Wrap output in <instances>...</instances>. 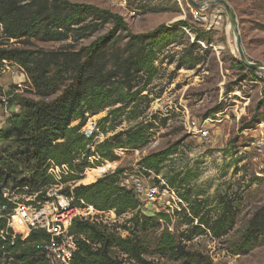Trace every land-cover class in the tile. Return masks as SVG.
Returning a JSON list of instances; mask_svg holds the SVG:
<instances>
[{
  "label": "rangeland",
  "instance_id": "374dc122",
  "mask_svg": "<svg viewBox=\"0 0 264 264\" xmlns=\"http://www.w3.org/2000/svg\"><path fill=\"white\" fill-rule=\"evenodd\" d=\"M65 1L117 14L124 18L133 35L149 34L160 26L170 28L155 40L158 60L152 80L145 74L140 75L137 87L130 94L139 93L132 101L126 99V103L88 119L99 123L108 117L104 126L107 133L100 130V143L126 131L144 129L149 136L142 148L116 149L114 152L119 160L105 161L97 168L112 164L107 174L122 170L123 180L131 179L127 174H139L146 183L159 186L161 191L175 192L174 198H166L162 205L156 203L148 208L143 205L142 210L151 217L158 213L171 216L170 232L179 242L183 258L157 254L160 233L152 230L148 240L153 244V255L144 257L145 264H264V232L247 255L235 254L253 215L264 208V173L258 170L252 155L241 154L258 125L264 123V72L242 67L226 10L216 3L224 1L232 9L247 59L264 66V0H206L205 3L196 0L206 5L202 9H195L188 0ZM181 21L187 26H176ZM110 28L79 41H12L7 49L36 53L77 52L107 35ZM125 43L121 42L120 47ZM183 59L187 64L180 69L178 63ZM191 61L199 65L193 68ZM21 75L17 69L0 73V128L6 127L10 114L20 111L17 103L8 107L1 101L15 85L25 82ZM22 96L39 100L35 96ZM118 108L122 110L109 115ZM193 121L209 130V139H200L191 126ZM251 129L253 132L248 131ZM160 153L166 154L158 175L147 167L145 160ZM86 170L84 176L76 180L79 186L92 184L84 183ZM170 179L175 181V188L168 184ZM223 199L224 204L221 203ZM192 208H199L201 216L211 223L226 208L235 222L221 238L203 228L204 233L188 241L189 230L198 226L196 220L188 225L193 218ZM122 224L120 218L111 226ZM162 224L163 228L167 227ZM118 232L127 235L121 229ZM0 264L15 263L2 259Z\"/></svg>",
  "mask_w": 264,
  "mask_h": 264
},
{
  "label": "trees",
  "instance_id": "16d2710c",
  "mask_svg": "<svg viewBox=\"0 0 264 264\" xmlns=\"http://www.w3.org/2000/svg\"><path fill=\"white\" fill-rule=\"evenodd\" d=\"M0 23L8 37L5 47L0 48V72L17 69L25 77V82L15 85L1 101L8 107L17 103L20 111L10 114L6 127L0 129V210L5 204L2 196L5 186L50 184L47 170L51 162L59 166L68 165L78 174L69 180L76 181L86 169L102 164L95 160L91 163L90 158L99 156L104 161L115 162L119 160L114 152L116 149L135 150L147 144L149 136L141 129L117 133L92 151L89 148L91 141L83 136L81 130L90 117L126 103V99L132 101L139 93L130 94L137 87L140 75L145 74L152 80L158 60L155 40L170 31L169 27L160 26L152 33L133 35L123 17L99 7L65 0H0ZM176 26L187 24L181 21ZM107 27H111L107 35L77 52L36 53L7 49L11 40L15 43L85 40ZM197 37L201 39L198 34ZM125 41L121 48V42ZM191 63L193 68L199 65L198 62ZM185 64L184 59L180 60L178 67L184 68ZM21 93L39 100L23 97ZM51 97L56 98L46 101ZM121 110H113L109 115ZM107 121L108 117L98 123L105 133ZM165 154L145 160L147 167L159 175ZM122 174L123 171L117 169L95 183L74 189L75 199L83 200L101 212L114 210L117 217L123 219V224L114 227L75 221L72 232L83 236L84 240H80L70 264H145L144 257L153 255V244L148 240L152 230L160 233L157 254L183 258L184 252L170 232L171 216L165 213L152 217L143 214V205L134 192L122 187ZM168 184L175 188L173 179L168 180ZM65 192L69 194V189ZM221 203L224 204V199ZM191 215L193 218L188 225L196 220L198 226L189 230L188 241L206 230L221 238L235 222L226 208L213 223L205 221L199 208H192ZM162 223L167 227L163 228ZM6 225V220L0 218V231H6ZM118 229L127 235L123 237ZM262 232L264 208L253 215L235 254L247 255ZM39 237L42 236L33 232L26 240L16 238L14 244L9 236L5 239L0 237V260H12L15 264H50L35 248ZM120 253L127 258L120 259Z\"/></svg>",
  "mask_w": 264,
  "mask_h": 264
},
{
  "label": "built area",
  "instance_id": "2783aa9c",
  "mask_svg": "<svg viewBox=\"0 0 264 264\" xmlns=\"http://www.w3.org/2000/svg\"><path fill=\"white\" fill-rule=\"evenodd\" d=\"M198 1L206 2V0ZM7 41L5 27L0 23V48L5 47ZM21 76L24 77V75ZM191 126L201 140L209 139L210 132L205 126H201L196 121H193ZM248 131L253 132L252 129ZM254 132L255 135L251 136V140L247 142L248 144L243 150L245 152H241V154L252 155L256 167L261 173H264V123L258 125ZM81 133L91 141L89 148L92 151H95V147L101 144L98 141L102 136L98 122L92 119L88 120ZM94 160L102 164L105 162L99 156L89 159L91 163ZM76 175L78 174L74 173L68 165L59 166L51 162L47 170L50 184L42 186V183H39L17 187L9 185L2 188L5 204L0 210V218L6 220L7 225L6 231H0V237L5 239L9 236L14 244L16 238L20 237L22 240H26L33 232H36L42 237H39L35 242V248L50 264H70L80 240H84L83 236L72 232L75 221L103 223L111 226L120 219L114 210L101 212L83 200L75 199L73 191L79 184L77 181L69 179ZM83 176L82 174L81 177ZM127 177L131 179H121L122 187L133 191L146 208L150 205L156 206V203L162 205L166 202V198L175 196L173 190L161 191L159 186L146 183L139 174L131 176L127 174ZM67 188L69 194L65 192ZM142 212L147 215L145 211L142 210ZM121 235L125 237L123 234ZM119 256L120 259L127 258L125 254L120 253Z\"/></svg>",
  "mask_w": 264,
  "mask_h": 264
},
{
  "label": "water",
  "instance_id": "95a60500",
  "mask_svg": "<svg viewBox=\"0 0 264 264\" xmlns=\"http://www.w3.org/2000/svg\"><path fill=\"white\" fill-rule=\"evenodd\" d=\"M188 2L195 8V9H202L204 8L206 5L204 4H199L197 3L195 0H188ZM218 4H221L223 5V7L225 8L226 10V13L228 15V18L230 20V23H231V27H232V30L234 32V36H235V39H236V44H237V49H238V52H239V56H240V61L241 63L254 70V71H263L264 72V66L262 65H259V64H254L252 62H250L247 57H246V54L244 52V49L242 47V44H241V41H240V34H239V28H238V24H237V20H236V17L232 11V9L229 7V5L224 2V1H218L216 2Z\"/></svg>",
  "mask_w": 264,
  "mask_h": 264
},
{
  "label": "bare ground",
  "instance_id": "6f19581e",
  "mask_svg": "<svg viewBox=\"0 0 264 264\" xmlns=\"http://www.w3.org/2000/svg\"><path fill=\"white\" fill-rule=\"evenodd\" d=\"M113 168L112 164H107L103 167H99L97 169H90L86 172V178L84 179V183H93L98 177L107 173L109 170Z\"/></svg>",
  "mask_w": 264,
  "mask_h": 264
},
{
  "label": "crops",
  "instance_id": "0c3cea01",
  "mask_svg": "<svg viewBox=\"0 0 264 264\" xmlns=\"http://www.w3.org/2000/svg\"><path fill=\"white\" fill-rule=\"evenodd\" d=\"M0 129H2V127Z\"/></svg>",
  "mask_w": 264,
  "mask_h": 264
}]
</instances>
